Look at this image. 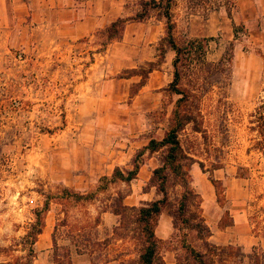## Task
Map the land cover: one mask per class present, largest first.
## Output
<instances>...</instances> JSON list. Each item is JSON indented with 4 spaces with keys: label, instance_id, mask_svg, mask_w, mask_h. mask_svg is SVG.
Instances as JSON below:
<instances>
[{
    "label": "rangeland",
    "instance_id": "1",
    "mask_svg": "<svg viewBox=\"0 0 264 264\" xmlns=\"http://www.w3.org/2000/svg\"><path fill=\"white\" fill-rule=\"evenodd\" d=\"M141 2L0 0V264L26 263L25 236L46 200L36 257L139 264V227L130 210L121 216L114 209L157 198L151 177L163 150H147L132 181L99 187L165 136L181 96L169 89L176 53L167 47L162 54L161 12L129 20L108 40L111 23L134 16ZM253 2L175 0L172 7L177 43L201 40L206 49L203 60L196 44L182 68V110L194 121L179 138L195 160L191 184L209 240L238 253L227 264H252L250 254L264 253V31L255 26ZM169 185L175 201L181 187L173 177ZM65 188L96 198L76 202ZM170 210L156 226L161 256L164 264H190L184 240L200 251L204 241L197 231L177 230Z\"/></svg>",
    "mask_w": 264,
    "mask_h": 264
},
{
    "label": "trees",
    "instance_id": "2",
    "mask_svg": "<svg viewBox=\"0 0 264 264\" xmlns=\"http://www.w3.org/2000/svg\"><path fill=\"white\" fill-rule=\"evenodd\" d=\"M175 0H142L141 9L131 17H120L113 21L106 29L108 40L116 39L120 36L124 25L129 20L144 19L153 9L161 12L166 20V35L162 39L161 50L162 54L166 52V48L174 50L176 55L173 61L174 65V79L170 83V91L181 96L176 102L173 111V122L170 129L166 132L162 139L152 138L149 143L144 146L133 159V168L123 171L120 168L115 169L111 177L104 176L101 181L100 189H105L108 182L117 180L130 182L135 179L141 166L144 163L143 155L147 150L156 152L163 150L162 163L154 169L151 177V185L156 188V195L152 201L143 203L141 206H126L120 203L116 209V214L123 216V212L131 211L135 223L139 227L140 234L143 239V248L139 255V264H164L163 257L160 253V238L156 234V226L160 215L164 210H170V215L173 217L174 227L177 230L197 231L204 241L205 251L197 250L191 244L184 240V247L189 253L188 260L190 264H227V259L231 256H237L234 252L233 246H218L209 240L212 235L210 227L205 222L201 214V198L194 190L191 184V175L189 172L190 165L195 162L193 157L189 156L183 149L179 133L181 129L189 122L194 121L192 114L182 110L185 102L188 100L187 93L180 88V83L183 77L182 68L186 61L193 59L192 55L197 50L200 51V57L205 60L206 49L204 42L201 40H194L188 42L186 45H179L175 39L176 23L173 19L172 7ZM154 62H150V69L148 73L154 70ZM147 73V75H148ZM202 164V163H200ZM173 177L175 184L181 187V193L175 201L170 196V179ZM217 189L219 195V188L217 181L211 179ZM64 193L76 202L91 201L96 198L94 192L86 194L79 193L68 188L64 189ZM196 208V210L192 209ZM50 209V201L46 200L43 207L35 209V221L31 224L25 239L29 243L27 261L24 264H33L36 257L34 246L43 233L45 223V214ZM186 234V233H185ZM240 253V252H239ZM244 254V253H243ZM249 260L252 264H264V253L257 252L249 255ZM178 264H182L181 262Z\"/></svg>",
    "mask_w": 264,
    "mask_h": 264
},
{
    "label": "crops",
    "instance_id": "3",
    "mask_svg": "<svg viewBox=\"0 0 264 264\" xmlns=\"http://www.w3.org/2000/svg\"><path fill=\"white\" fill-rule=\"evenodd\" d=\"M264 4V0H254L253 2V8L255 9L254 15H256V27H261L260 31L263 30L264 31V13H262V10L260 9L259 5ZM215 11H217V9L215 8ZM43 235V233L41 234ZM39 244H41L40 239H38V241L36 242L37 246H40ZM44 254V255H43ZM34 264H54L52 262H50V256L47 255L45 256L44 252L39 251L37 257L35 258ZM113 264V263H111Z\"/></svg>",
    "mask_w": 264,
    "mask_h": 264
}]
</instances>
